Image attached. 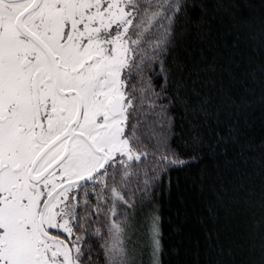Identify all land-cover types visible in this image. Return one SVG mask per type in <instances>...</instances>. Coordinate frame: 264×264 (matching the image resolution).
Wrapping results in <instances>:
<instances>
[{"label": "snow or ice", "instance_id": "6c2138e0", "mask_svg": "<svg viewBox=\"0 0 264 264\" xmlns=\"http://www.w3.org/2000/svg\"><path fill=\"white\" fill-rule=\"evenodd\" d=\"M235 6L207 0L194 17L187 0H0V264H137L127 222L165 171L201 158L217 101L189 94L183 66L169 63L177 26L207 35ZM157 63L168 87L153 86ZM169 96L203 114L187 151L168 136ZM145 217L160 264L157 219Z\"/></svg>", "mask_w": 264, "mask_h": 264}, {"label": "trees", "instance_id": "16d2710c", "mask_svg": "<svg viewBox=\"0 0 264 264\" xmlns=\"http://www.w3.org/2000/svg\"><path fill=\"white\" fill-rule=\"evenodd\" d=\"M204 2L187 0L188 14L198 17ZM231 3L236 6L229 13H217L207 35L183 22L177 26L169 63L173 69L183 66L189 94L195 87L217 101L196 153L201 158L165 171L151 203L143 209L138 206L127 222L133 231L129 250L137 253V264L153 260L145 213L157 219L160 229V264H264V74L257 71L255 84L249 76L264 65V7L261 0ZM149 38L155 39L154 34ZM145 48L150 55L147 44ZM209 67L214 70L208 71ZM151 79L157 89L168 87L159 63ZM232 101L247 107L238 110ZM162 103L169 109L170 141L187 151L189 126L193 120L202 122L203 114L171 96Z\"/></svg>", "mask_w": 264, "mask_h": 264}, {"label": "rangeland", "instance_id": "374dc122", "mask_svg": "<svg viewBox=\"0 0 264 264\" xmlns=\"http://www.w3.org/2000/svg\"><path fill=\"white\" fill-rule=\"evenodd\" d=\"M132 228H129L128 226H127V228H126V231H125V233H124V236H123V240H124V247H125V250H126V252H127V254H128V256L130 257V258H134V254H135V260L138 258L137 257V253L134 251V253L132 252V251H130L129 250V246H131L130 244H128V242H129V239H131L132 240V238H133V236H132Z\"/></svg>", "mask_w": 264, "mask_h": 264}]
</instances>
